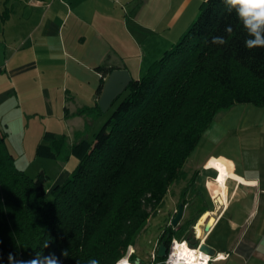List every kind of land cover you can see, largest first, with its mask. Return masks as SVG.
I'll return each instance as SVG.
<instances>
[{
	"label": "trees",
	"instance_id": "1",
	"mask_svg": "<svg viewBox=\"0 0 264 264\" xmlns=\"http://www.w3.org/2000/svg\"><path fill=\"white\" fill-rule=\"evenodd\" d=\"M226 25L233 27L230 35ZM214 36L228 43L215 45ZM247 38L222 0H203L179 40L145 74L131 78L92 140L78 133L68 144L64 135L43 132L36 156L77 160L69 175L50 187L42 170L29 176L13 165L0 128V264H10V256L28 261L37 253H54L60 264L90 259L116 264L157 212L171 183L183 175V164L213 117L235 103L264 106V48L247 49ZM95 69L102 74L100 95L112 67ZM79 112L101 110L95 103ZM197 178L196 170L180 195L184 205L194 207L186 198L193 193L200 213L207 203L196 189ZM195 219L164 225L158 243L168 245L175 237L195 246ZM65 249L67 257L61 255Z\"/></svg>",
	"mask_w": 264,
	"mask_h": 264
},
{
	"label": "crops",
	"instance_id": "2",
	"mask_svg": "<svg viewBox=\"0 0 264 264\" xmlns=\"http://www.w3.org/2000/svg\"><path fill=\"white\" fill-rule=\"evenodd\" d=\"M190 7L191 0H0L1 131H10L18 120L17 129H33L34 145L45 130L64 135L68 144L78 133L88 137L102 111L88 115L79 110L97 103L102 74L95 67L122 68L139 77L145 41H151L147 57L158 53L160 35L164 41L174 37L190 17ZM27 117L44 122L28 124ZM72 160H59L65 168L53 184L69 175ZM202 167L237 178L227 177L225 194L215 175L206 181L214 204L206 212L214 219L201 235L197 224L194 238L220 255L214 263L264 264V178L247 176L224 153L209 155Z\"/></svg>",
	"mask_w": 264,
	"mask_h": 264
},
{
	"label": "rangeland",
	"instance_id": "3",
	"mask_svg": "<svg viewBox=\"0 0 264 264\" xmlns=\"http://www.w3.org/2000/svg\"><path fill=\"white\" fill-rule=\"evenodd\" d=\"M201 1L202 0H191L190 17L186 19L185 23L182 25L176 24L173 26L174 29L180 25L178 30H176L174 37H170V39L164 41L161 37L162 35H160L158 38V43L160 44L158 53L152 52L147 57L146 44L151 41H145V55L141 57L142 63L140 64L138 71L139 77L146 73L147 68L154 60L158 59L166 49H169L179 40L182 33L189 27L196 17L198 6ZM172 33L173 31L169 32V34ZM134 74L136 73L133 72V75ZM112 109L113 107L109 108L106 112L101 113L88 134L89 140L94 138V134L109 117ZM26 121L28 124L38 121L40 125L44 122V120L39 117L34 121L31 120V118L28 120L27 117ZM15 123H17L18 126L21 124L18 120L12 121L13 128L10 131L5 129L3 132L5 134L6 149L13 156V165L29 176H35L42 170L48 177L46 186H52L54 178L61 169L65 168L63 164L66 160H64V163H61V161L56 159L36 156V145L33 143L35 137L33 136V129L29 128L24 132L19 127L18 129L17 127H14ZM214 126H219L220 131L215 132V130H213L210 132V135L219 136V141L217 143H213L211 138L205 135L206 130L212 129ZM220 153L232 156L239 164V167L243 168L242 170L247 176L264 178V106H257L252 103H235L232 106L219 111L213 117L183 164V175L171 183L157 212L148 218L145 227H143V229L137 234L134 243L128 247L126 257L131 251L128 255L129 263L134 264V261L138 258L141 260L142 264H149V262H147L149 254L164 225L169 223L171 217L176 212L177 205L181 199L180 191L186 185L188 178L194 171H198V178L195 183L196 189L202 193L203 198L207 203V207H214V204L206 191L205 183L208 179L214 177L215 172H213V170L209 171L203 169L202 164L209 155H218ZM211 157L224 158L222 156ZM72 159L75 163L72 166L68 165L69 173L77 164V160L74 157H72ZM208 162L221 161L218 159H211L208 160ZM209 167L219 168L215 165H205V168ZM186 198H192L196 204L194 207H190L188 203L185 204L183 215L179 223H182L189 218H196L194 225L192 226L193 232L194 226L206 210L200 213L197 211L201 202L193 193H187ZM219 263L220 262L214 264Z\"/></svg>",
	"mask_w": 264,
	"mask_h": 264
},
{
	"label": "clouds",
	"instance_id": "4",
	"mask_svg": "<svg viewBox=\"0 0 264 264\" xmlns=\"http://www.w3.org/2000/svg\"><path fill=\"white\" fill-rule=\"evenodd\" d=\"M228 13H234L242 27L247 33L248 38L244 41L245 47L249 50L256 48H264V0H222ZM225 33L231 34L233 32L232 25H226ZM212 43L215 45H226L228 43L224 36H214ZM215 130L219 132V126H214L205 132L206 136L211 138L213 143L219 141V136L210 135V132ZM48 242H45L43 247L47 248ZM62 256L67 257L69 252L67 249L62 250ZM10 264H60L59 258L50 253L45 256L40 253L28 261H14L13 257H9ZM88 264H100L96 259H90Z\"/></svg>",
	"mask_w": 264,
	"mask_h": 264
},
{
	"label": "water",
	"instance_id": "5",
	"mask_svg": "<svg viewBox=\"0 0 264 264\" xmlns=\"http://www.w3.org/2000/svg\"><path fill=\"white\" fill-rule=\"evenodd\" d=\"M131 76L126 69L114 68L112 69L104 79V83L101 89V93L97 99V104L102 112H106L114 100L127 88L131 81ZM184 201L180 199L175 215L171 219V224L176 225L179 223L183 211ZM211 227L209 219L204 221L202 225L203 232H207ZM199 249L211 256L216 254L213 247L207 244L203 239H198ZM166 253V244L161 242L158 244L157 255L163 257ZM137 261V258H136Z\"/></svg>",
	"mask_w": 264,
	"mask_h": 264
},
{
	"label": "built area",
	"instance_id": "6",
	"mask_svg": "<svg viewBox=\"0 0 264 264\" xmlns=\"http://www.w3.org/2000/svg\"><path fill=\"white\" fill-rule=\"evenodd\" d=\"M170 222V221H169ZM204 222L200 224L202 233V225ZM196 226H194V233L196 232ZM197 236V234H196ZM199 236V235H198ZM158 241L155 242L150 254L149 259L147 262L149 264H214L215 260L220 257L219 254H215L214 256H211L199 249V243H197L195 246L190 245L186 239H178L175 237H172L170 239V242L168 245H166V253L163 256V260L157 261L156 257L157 255V249H158ZM131 253V251L128 253V255ZM128 255L125 259L128 262ZM124 256L122 258H124ZM121 258V259H122ZM128 264H131L128 262ZM134 264H142L141 260L137 258V261H134Z\"/></svg>",
	"mask_w": 264,
	"mask_h": 264
},
{
	"label": "bare ground",
	"instance_id": "7",
	"mask_svg": "<svg viewBox=\"0 0 264 264\" xmlns=\"http://www.w3.org/2000/svg\"><path fill=\"white\" fill-rule=\"evenodd\" d=\"M213 172H215V171H213ZM213 175V174H212ZM227 177H235V178H237V176H235L234 174H232V173H229V172H216V174H215V177H214V179H216L218 182H219V184H220V189H221V191L225 194L226 192H225V190H226V184H225V182H226V179H227ZM209 213L208 212H204L203 214H202V216L199 218V220L200 219H203V221H199L198 220V222H197V224L200 226V224L202 223V222H204L206 219H209V222L212 224V221H213V216H209L208 215ZM209 216V217H208ZM208 217V218H207ZM201 230V226H200V229H199V227L197 228V231H198V233H200V235L202 234V230ZM116 264H128V262L126 261V259L125 258H122V259H120V260H118L117 262H116Z\"/></svg>",
	"mask_w": 264,
	"mask_h": 264
}]
</instances>
